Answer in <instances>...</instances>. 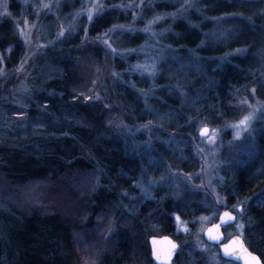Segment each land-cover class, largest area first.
<instances>
[{"label": "trees", "instance_id": "1", "mask_svg": "<svg viewBox=\"0 0 264 264\" xmlns=\"http://www.w3.org/2000/svg\"><path fill=\"white\" fill-rule=\"evenodd\" d=\"M80 1L63 0L55 13L29 16L35 43L42 47L33 58L14 19H0V177L10 193L35 181L63 184L98 177L103 182L94 194L88 192L90 184L81 188L86 196L76 205V218L56 210L23 211L0 200V264H155L149 239L171 236L177 214L190 222L205 209L197 200L165 198L159 189L141 203L144 195L137 186L144 187L146 178L168 175L171 168L194 171L189 139L197 128L236 122L243 113L239 100L253 87L255 97L264 101V0H192L175 17L166 14L175 12L181 0H161L145 4L137 21L135 7L118 6L127 0H104L100 14L89 22L81 17L61 36L62 20L74 16ZM8 9L22 19L16 2L10 1ZM157 14L163 16L156 28L163 50L153 54L154 76L136 71L133 52L111 59L104 53L102 39L107 37L121 52L142 46L145 37L135 26ZM88 57L99 66L89 67ZM105 66L112 72L111 86L98 79ZM20 88L23 108L14 97ZM95 91L102 98L91 99ZM144 92L151 96L144 99ZM117 115L127 124L151 126L148 147L132 152L136 142L112 127ZM138 140V145L144 141ZM225 153L228 172L223 169L221 195L228 208L236 207L237 221H244L243 238L264 263V125ZM71 197L74 202L77 194ZM108 205L114 210L104 209ZM111 213L116 226L106 243L111 248L103 252L104 241L94 233H101ZM93 241L94 249L102 245V252L95 250L98 257L87 248ZM181 250L174 264H188Z\"/></svg>", "mask_w": 264, "mask_h": 264}, {"label": "rangeland", "instance_id": "2", "mask_svg": "<svg viewBox=\"0 0 264 264\" xmlns=\"http://www.w3.org/2000/svg\"><path fill=\"white\" fill-rule=\"evenodd\" d=\"M4 1L7 2V4H4ZM10 1H14L18 4L19 8L22 9V19H15L16 17H13L11 12L8 9V3ZM63 0H0V19L8 18V19H14V25L16 28H18L19 33L21 34V37L23 40L27 43L29 46L30 55L28 58H33L38 55V53L41 50V44L35 43V38L33 34V28L29 24V21H26L29 16H33L34 14H43L47 12H56L57 8H59V4ZM128 1V2H127ZM126 3H119V8H123L128 10H132V7H135V9L138 11L134 13L133 17L134 20H138L140 16V11H142V8L145 4L152 5L155 2H160L161 0H127ZM130 1V2H129ZM192 0H181L180 2L176 3L177 8L175 12L176 15L183 12L184 10H187L190 7V3ZM81 7L77 10L79 11L81 8H88L89 4H94L97 2V0H81ZM4 4V5H3ZM45 4H48V7H44ZM99 4L103 5L102 8H98L96 13L92 15V18L98 14H100L105 7L104 0H99ZM124 4V6H123ZM5 7H7V11H5ZM77 11H75L77 13ZM74 14V16L71 19L64 18L62 21V25L60 26L61 30L63 29V34L73 30L74 26L78 22L81 17H86V20L89 22V18L87 13H81L79 16ZM176 15H169L172 17H175ZM19 16V15H18ZM91 18V20H92ZM145 19L146 22H143V25L135 26L136 31L139 32V34H142L143 37H145L144 44L138 48H134V50H127V51H118V49L113 47V44L111 42L110 38H104L102 39V45L106 49L104 53L111 59L113 55H123V57L128 56L130 54L135 53L137 55L136 57V64L135 68L136 71L139 72L142 75L147 76H154L155 69H156V61L155 57H153L154 53H161L163 50V47L158 44L157 37H156V28L158 25L159 20H157L154 24L149 25V21L152 20ZM135 21V22H136ZM134 22V23H135ZM61 33V31H60ZM222 34V30L219 32ZM27 35V39L25 38ZM62 36V35H61ZM155 40V42H154ZM196 55V50L193 51ZM158 53V54H159ZM91 57H88V64L89 67L92 66H99V62L93 63L94 60H90ZM84 64V63H83ZM105 65V64H104ZM26 64L23 65L22 70L26 68ZM94 69V68H92ZM91 70L92 75L95 74L94 70ZM96 69V68H95ZM109 67L105 66L104 71L101 73V77H99V80L104 79V83H111L112 80V72H109ZM19 74V72H18ZM89 75V72H87L86 75L82 76L85 82L87 80L85 79L86 76ZM263 78V84H264V73L260 75ZM82 79V80H83ZM110 79V80H109ZM109 81V82H108ZM84 83V82H83ZM106 89H108V86H105ZM23 88H20L16 91L14 94V97L16 101V105L19 108H23V97L24 92ZM144 95V99L146 97H150V92H144L142 93ZM103 95H100L99 91L93 92V96H91V99H98L102 98ZM106 94L107 100L110 98ZM86 98H90L87 95H85ZM105 97V96H104ZM247 98L248 100H251L252 104L257 103V98L255 97V92L252 90L249 94L242 96L239 100L240 105L242 106V111L238 116V120L234 123H228L227 125L219 126L216 128H213L211 126H208L209 132L206 136L203 135V132L201 129L205 126L200 125L196 130V136L191 137L189 139L190 143V149H192V156L195 159V165L196 168L192 172H186L182 169L177 168H171L168 169L169 174L165 175L161 178H146L147 182L145 186H137L138 190L140 192L139 195H144V199L141 203H144L146 200L153 199V196L156 194V190H160L165 195V198H168L170 200L174 201H184V202H192V201H199L201 208H204V212L202 210H199L202 213H195L190 218V222L182 219L177 216L174 218V225H173V232L171 237L174 238L175 241L178 243L179 249L182 248V257L187 258L188 264H236L234 261L228 260V258H224L222 254L220 255L216 254L214 245H211L204 239V233L206 229L216 222L219 215L225 211H231L236 215V222L234 225L228 227L225 231L227 238H232L234 236H241L244 237V228L243 231L239 228V221L238 220V214L236 207L233 206V208L236 210V212L233 210V208H228V201L227 199L221 195V187L224 186L225 183V176L223 175V169L225 168V171L228 172V168H226V160L224 159L225 150L230 149L231 144L234 141H238L242 139L245 135L250 137L254 136L256 134V130L258 128H262L264 125V107H261L257 110V114L255 118L251 121L250 127H245L243 125H240L238 122L242 119L244 115H246L249 111H251V105L247 103H242L241 101ZM260 100V99H259ZM105 101V100H104ZM263 101V100H261ZM113 102V101H112ZM111 105L108 106H114L115 103H110ZM116 106V105H115ZM112 127L116 132L125 133V136L132 139L134 142L135 147L132 148L133 153H139V148H145L148 147L150 141H152V137H149L150 131L153 130L151 126L147 124H141V123H134L130 122L127 124L125 122V119L117 115L114 117L112 122ZM218 130V131H217ZM240 132L239 135H237V132ZM213 133H215L213 135ZM208 136H212V140L208 139ZM228 137V140H227ZM138 139H144V141H140L139 145ZM139 146V147H136ZM178 144H175V150H180ZM182 153V152H180ZM179 153V154H180ZM228 155V154H227ZM180 158L183 157V154H180ZM98 177H93L89 179L87 178H72L66 183L61 181V183H52L51 181H35V182H29L26 185L18 186L13 189V193H10L9 191H5L6 188L3 186V179L0 177V200H4V202H7L10 205H13L15 208H18L19 210L23 211H31L35 210L36 208H39V211L42 210L43 213H52L56 211H61L63 215L76 218L77 214H79L78 209L76 208V205L80 203V197L84 199L86 196L85 194L81 193V188L85 185L89 186V194L96 193L102 185L103 178L96 179ZM75 184H74V183ZM80 187V188H79ZM88 189V187H87ZM165 190V191H164ZM8 193V194H5ZM77 194V197H75L74 202L71 201L73 199L71 195ZM218 194L222 199L218 198ZM87 198V197H86ZM79 199V200H78ZM88 199V198H87ZM77 200V201H76ZM43 201V203H42ZM47 201V203L45 202ZM59 205H62L60 207ZM114 205H108L104 209L108 208L111 211L114 210ZM116 207V206H115ZM211 209V211H210ZM127 210V209H125ZM78 212V213H76ZM72 215V216H71ZM112 213L109 214L110 218L107 219L104 223V227H100L101 233L98 235V231L96 230L94 234H96V239L101 238L104 241V247L106 251L107 249L110 250L111 246L106 245L109 240L112 239L113 236V230L116 226V221L112 219ZM68 216V218H69ZM207 218V219H205ZM113 221H112V220ZM216 219V220H214ZM103 221V222H104ZM182 222L186 224L187 229L185 227H182ZM123 228V227H122ZM84 233V232H83ZM92 234V235H94ZM84 235V234H83ZM87 236V235H85ZM170 236V235H168ZM78 235L76 237L77 242H80L81 246L83 248H86L85 246V239L81 235V238H79ZM87 239V238H86ZM88 243V250H92V256L98 257L100 252H96V249L102 248V245L98 244V247L94 249L93 246H97L96 242H87ZM91 244L93 246H91ZM103 247V249H104ZM219 250V248H218ZM102 252V251H101ZM180 252V254H181ZM220 252V251H219Z\"/></svg>", "mask_w": 264, "mask_h": 264}, {"label": "snow or ice", "instance_id": "3", "mask_svg": "<svg viewBox=\"0 0 264 264\" xmlns=\"http://www.w3.org/2000/svg\"><path fill=\"white\" fill-rule=\"evenodd\" d=\"M48 4H45L44 7H48ZM103 5L99 4V0H97L96 3L94 4H89L88 8H81L79 11H77L76 15L79 16L81 13H87L89 20H91L92 15L94 13H96L98 8H102ZM5 11H7V7H5L4 9ZM166 15H176V13H167ZM163 18L162 15L157 14L152 20L149 21V25L154 24L157 20H161ZM61 35L63 34V29L61 30ZM27 39V35L25 37ZM239 51V49L237 50ZM23 65H21L22 67ZM255 87H253L252 91L255 92ZM242 103H247L249 105H251V111H249L246 115H244L242 117V119L238 122L240 125H243L245 127H250L251 126V121L255 118L256 114H257V110L261 107H264V101L259 100V98L257 97V103L256 104H252L251 100H248L247 98H245L244 100L241 101ZM201 131L205 134H207L209 132V128L207 125H205ZM218 131V130H217ZM215 133H213L214 135ZM240 132H237V135H239ZM209 140H212V136H208ZM218 198L222 199V197L219 196L218 194ZM237 207H241V205H237ZM177 218L179 219V215L177 214ZM207 219V218H205ZM236 220V216L234 215L233 212L231 211H225L223 213V221L222 222H228V221H234ZM182 227H185V229H187L186 224H184L182 222ZM239 228L241 231H243L244 228V221L243 219H241L239 221ZM220 229V224H215L213 225L211 228H208V234L212 239L215 240H220L223 237V232L219 231ZM215 230V231H214ZM172 247L175 248L176 245L173 242ZM224 247V251L226 253H235L236 255H243L245 257V259L248 261V264H257L259 258L255 257V254L251 253L247 247L244 245L243 241L240 240L239 238L233 237L228 243H225L223 245ZM237 248L240 249V251H236ZM171 255V252L167 253L166 255H164L163 257L160 255L159 252H157V258H162V259H169Z\"/></svg>", "mask_w": 264, "mask_h": 264}, {"label": "water", "instance_id": "4", "mask_svg": "<svg viewBox=\"0 0 264 264\" xmlns=\"http://www.w3.org/2000/svg\"><path fill=\"white\" fill-rule=\"evenodd\" d=\"M204 136H206L207 134L203 133ZM224 213V212H223ZM223 213L220 214V216L218 217V220L213 223L212 225H210L208 228H211L213 225L215 224H220V232H223V237L220 240H215L212 239L209 234L208 231L206 229L205 233H204V239L210 243V244H215V245H219L220 250L222 252V255L225 258L231 259V260H235L241 264H248V261L245 259V257L243 255H236L235 253H226L224 251V247L223 245L225 243H228L231 239H229L228 241H226V236H225V232H224V228L234 225L236 220L234 221H228V222H222L223 221ZM235 215V214H234ZM236 216V215H235ZM215 231V230H214ZM236 238H239L240 240L243 241L244 245L247 247V249L255 254V257H258L259 260L257 262V264H263V261L261 259V257L254 253L252 250H250V248H248V246L246 245L244 239L241 236H234ZM173 242L175 243L176 247L173 248L172 244ZM149 244H150V248H151V254H152V258L153 260L157 263V264H173L174 259L177 256V251H178V244L177 242L174 240L173 237L165 235V236H154L151 237L149 240ZM236 251H240L239 248H237ZM157 252L160 253V255L163 257L164 255H166L167 253L171 252L170 258L169 259H162V258H157Z\"/></svg>", "mask_w": 264, "mask_h": 264}, {"label": "flooded vegetation", "instance_id": "5", "mask_svg": "<svg viewBox=\"0 0 264 264\" xmlns=\"http://www.w3.org/2000/svg\"><path fill=\"white\" fill-rule=\"evenodd\" d=\"M231 261V260H230ZM237 264V263H236Z\"/></svg>", "mask_w": 264, "mask_h": 264}, {"label": "bare ground", "instance_id": "6", "mask_svg": "<svg viewBox=\"0 0 264 264\" xmlns=\"http://www.w3.org/2000/svg\"><path fill=\"white\" fill-rule=\"evenodd\" d=\"M6 186V185H5Z\"/></svg>", "mask_w": 264, "mask_h": 264}]
</instances>
